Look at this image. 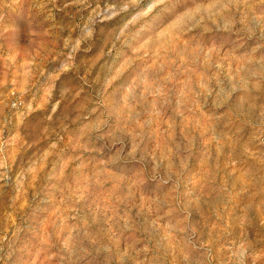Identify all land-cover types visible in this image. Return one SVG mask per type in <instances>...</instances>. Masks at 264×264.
Returning <instances> with one entry per match:
<instances>
[{
  "label": "rangeland",
  "instance_id": "rangeland-1",
  "mask_svg": "<svg viewBox=\"0 0 264 264\" xmlns=\"http://www.w3.org/2000/svg\"><path fill=\"white\" fill-rule=\"evenodd\" d=\"M0 264H264V0H0Z\"/></svg>",
  "mask_w": 264,
  "mask_h": 264
}]
</instances>
